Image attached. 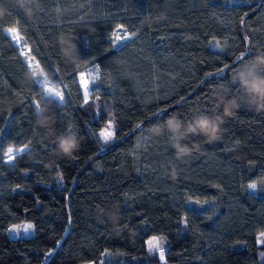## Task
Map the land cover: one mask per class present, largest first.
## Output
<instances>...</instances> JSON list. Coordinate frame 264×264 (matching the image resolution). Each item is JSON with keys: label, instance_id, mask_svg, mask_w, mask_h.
Wrapping results in <instances>:
<instances>
[{"label": "trees", "instance_id": "trees-1", "mask_svg": "<svg viewBox=\"0 0 264 264\" xmlns=\"http://www.w3.org/2000/svg\"><path fill=\"white\" fill-rule=\"evenodd\" d=\"M119 32L131 38L117 43ZM249 47L264 53V0H0V176L15 188L0 182V264H122L68 231L139 264H264V112L244 103L237 78ZM42 76L66 86L62 102ZM216 96L241 107L216 140L181 141L191 151L178 157L176 138L156 128L189 109L222 114ZM109 121L116 135L105 144ZM69 134L79 147L65 155L58 139ZM24 224L31 233L18 234ZM151 236L167 239L165 261L149 252Z\"/></svg>", "mask_w": 264, "mask_h": 264}, {"label": "clouds", "instance_id": "clouds-1", "mask_svg": "<svg viewBox=\"0 0 264 264\" xmlns=\"http://www.w3.org/2000/svg\"><path fill=\"white\" fill-rule=\"evenodd\" d=\"M35 0H19L20 6L25 7V3H34ZM31 14V9H27ZM62 43H68L65 55L72 56L76 52V45L63 40ZM264 66V53L253 58L247 67H244L237 73L239 89L243 97H246V103L250 109L257 113L264 112V74H261L260 68ZM215 95V94H214ZM241 97L234 96L226 99L223 96H216L217 103L222 106V114H212L200 112L199 109H189L192 113L190 119L181 120L179 114L172 113L165 123L156 128L157 132L167 129L176 139L173 148L178 157L190 154V147L182 143L191 136H203L209 141L218 138L221 132V126L225 123V117H230L241 107ZM79 144L75 135L69 134L58 139V150L65 154L71 155L78 149ZM195 147V145H193Z\"/></svg>", "mask_w": 264, "mask_h": 264}, {"label": "snow or ice", "instance_id": "snow-or-ice-1", "mask_svg": "<svg viewBox=\"0 0 264 264\" xmlns=\"http://www.w3.org/2000/svg\"><path fill=\"white\" fill-rule=\"evenodd\" d=\"M123 27H124L123 25H118L117 26V31H122ZM8 32L13 35L14 39H17V40L20 39V36L18 35L17 27H15V26L10 27L8 29ZM130 38L131 37L128 36V35H124V36L117 35V36H115V40L116 41H127ZM22 54L27 55V53H22ZM260 54L261 53H259V51L257 49L249 47V49L246 52H242L240 54V56H238L236 58V60L243 62L245 60V58L247 57L249 61H252L254 57H256L257 55H260ZM245 67H247V64L245 65ZM226 69H230V66L227 65V64H225L224 67L218 69V73H223ZM208 75H213V74L209 73ZM36 82L40 83L39 80H37ZM80 83H81V85L84 88V93H83V95H84V103L87 104L89 102L90 92H92L93 89L90 88L89 81L86 80V79H81ZM233 83H237V80H236L235 77L233 78ZM47 92L50 93L51 96L57 98L61 102L64 100V94L61 91H54L53 89L49 88V89H47ZM181 100L186 102L185 98H183V97L181 98ZM35 107L37 108V111H42L40 109V106H39L38 103L35 104ZM206 111H207V109H206ZM161 112L162 113L167 112V109H163V110H161ZM157 115H160V114H157ZM137 127H139V125H137ZM0 131H2V130H0ZM98 135H99V138L105 144H108L109 142H111V141H113L115 139L116 132L113 129V125H112L111 121H109L107 127L105 129L101 130ZM26 148H27V145H25L22 148L15 149V151H14L13 147H11V146L8 147L7 151L4 152V157L6 158L4 162L5 163H10V162L14 161L16 156L19 155L20 153L24 152ZM248 188L252 189L253 191L256 190V188H257L256 182L250 183L248 185ZM197 203H199V202H197ZM184 223H185V225L187 224L186 220L184 221ZM33 227L34 226L32 224H27L24 227V231L28 232L29 230L33 229ZM9 231L17 232L18 230H17V228L13 227L12 229H9ZM147 243H148V246H149V248H148L149 252H153V251L158 252L160 261H165V249L162 246L163 243H164L163 238L162 237L153 236L150 240H148ZM257 244L264 246V231L259 233V237L257 239ZM56 246L57 247L61 246L60 241L56 242ZM53 252H54V249L49 250V252L46 253L45 255L46 256H51L53 254ZM261 257L264 258V252H261ZM86 264H88V262H86Z\"/></svg>", "mask_w": 264, "mask_h": 264}, {"label": "rangeland", "instance_id": "rangeland-1", "mask_svg": "<svg viewBox=\"0 0 264 264\" xmlns=\"http://www.w3.org/2000/svg\"><path fill=\"white\" fill-rule=\"evenodd\" d=\"M11 34V33H10ZM19 35V33H18ZM117 35H120V36H123L120 32L117 34ZM11 36L13 37V35L11 34ZM14 39V38H13ZM14 41L17 43V44H20L21 45V38L19 40L17 39H14ZM117 43L121 42V41H116ZM94 73H95V70L93 69H86V70H82L79 72V79L81 81V79H86L89 81V86H90V77L94 76ZM42 81L44 82L45 84V91H46V94L51 96L50 93L47 92V89L51 88L53 89L54 91H61L63 92L64 94V98L66 97V93H67V88L66 86H62L61 84H50L47 82V79H45L43 76H42ZM91 87V86H90ZM82 89H83V93H84V88L82 86ZM53 97V96H52ZM55 98V97H54ZM57 99V98H56ZM113 125V124H112ZM107 127V126H106ZM105 127V128H106ZM103 128V129H105ZM115 128V126L113 125V129ZM102 129V130H103ZM15 151V150H14ZM0 182L5 186L7 187L8 189H10L11 191L15 190L14 186L11 185L10 183H8L3 177L0 176ZM21 197H23L29 204L31 205H35L34 202H32L29 198L25 197L24 195L22 194H19ZM45 215L53 222L55 223L56 225H58L59 227L63 228L64 230H67L66 227L59 221H57L53 216H50L49 214L45 213ZM27 224H24L23 226H21L18 234H22V235H25V234H29L31 233V230H29L28 232H25L24 231V227L26 226ZM68 233L73 236L74 238L86 243L87 245L103 252L104 254L106 255H109V256H112V257H115L117 259H119L121 261L122 264H139L137 263L136 261L128 258V257H125L121 254H119L118 252H115L109 248H105L103 247L102 245L100 244H97L95 243L94 241L92 240H89L75 232H72V231H68ZM153 236L149 237L148 240H150ZM156 237H159V236H156ZM163 240H164V243H163V247L166 251V248H167V239L165 237H162ZM148 242V241H147ZM148 245V243H147ZM149 247V246H148ZM250 261L251 262H254L255 261V256L253 254H250ZM82 264H86V262L82 263ZM88 264H94L93 262H88Z\"/></svg>", "mask_w": 264, "mask_h": 264}]
</instances>
